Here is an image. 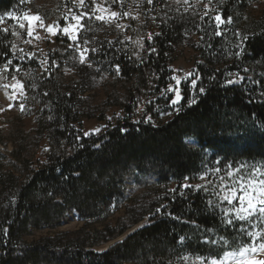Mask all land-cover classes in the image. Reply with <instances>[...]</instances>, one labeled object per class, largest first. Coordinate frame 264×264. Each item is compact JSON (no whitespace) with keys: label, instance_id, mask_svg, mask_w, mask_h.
<instances>
[{"label":"trees","instance_id":"1","mask_svg":"<svg viewBox=\"0 0 264 264\" xmlns=\"http://www.w3.org/2000/svg\"><path fill=\"white\" fill-rule=\"evenodd\" d=\"M252 1L256 0H226L222 18L231 17L238 23ZM21 5V0H0V16ZM33 9L44 16L40 9ZM57 21L64 26L60 18ZM180 21L177 16L168 18L155 43L148 46L144 42L141 56L136 57V42L106 47L97 57L104 63L99 72L91 73L88 65H74L69 77L62 72L69 51L67 42L61 43L63 33L51 45L47 69L41 70L36 63L8 64L14 59V34L0 31V70L6 64L9 68L2 75L7 81L17 76L23 83L26 106L33 108L37 117L38 134L46 135L48 141L41 153L38 148L33 152L23 149L28 136L21 137L14 151L0 150V229H7V235L0 231V264H186L184 256L210 257L217 250H234L236 242L249 241L236 230L239 224L221 225L223 218L210 206L203 190L180 185L185 183L184 177L191 181L200 173L205 151L226 164H264V131L256 127L264 124V102L254 98L252 90L226 84L227 76L238 69L264 67V27L258 24L253 31L245 30L244 52H233L230 68L223 67L230 62L226 35H217L219 31L213 26L212 32L198 31L203 44L196 58V72L179 85L183 105L171 121L155 127L152 122L172 103L163 98L148 103L144 97L158 96L174 83L165 55L184 37L185 27ZM19 65L17 73L15 67ZM92 74L98 79L97 86L109 85L107 111L119 107L128 118L110 127L101 138H79L73 125L88 117L82 111ZM192 80L196 81L195 88L191 87ZM191 99L196 103L190 104ZM95 119L107 122L108 112ZM11 135L14 137L15 132ZM188 139L199 147L188 144ZM14 171L26 174L20 179ZM130 184L146 192L160 187L167 194L148 206H128L115 222H108L128 196ZM172 185L176 191L169 190ZM146 192L140 191L142 195ZM71 211L85 222L80 230L32 244L24 242L23 237L34 229L61 225ZM192 221L201 229H195ZM141 223L144 225L123 242L97 252ZM206 228H213L215 234L205 232ZM181 236L186 238L184 242H180ZM221 236L231 244L213 248L203 243L209 237Z\"/></svg>","mask_w":264,"mask_h":264},{"label":"rangeland","instance_id":"2","mask_svg":"<svg viewBox=\"0 0 264 264\" xmlns=\"http://www.w3.org/2000/svg\"><path fill=\"white\" fill-rule=\"evenodd\" d=\"M225 1L226 0H187V2H185V0H152V3H149L148 0H117V2L114 3L113 0H84L83 5H81L79 0H27V2L22 3L16 11L11 13H15L17 17H22L25 12L30 15H39L43 19L45 26L57 24L58 18L64 22V25L74 24L75 21L72 19L73 15L79 16L81 13H88L92 17L89 19L88 16H85L81 21L84 27L78 33L77 41L71 39V29L69 34H63L61 43L67 42L69 51L66 54L67 59L62 72L65 71L68 77L72 70L71 67L74 65H88L91 68V73L99 72L102 68L101 65L104 63H101V60L97 59V57L99 58L102 54L101 50L106 47L112 48L113 45L116 46L117 44L133 45V43L136 42V44H134L137 50L136 57L141 56L145 49L144 42H146L148 46H152L156 38L160 37V29L163 23L168 18L177 16V19L179 21L181 20L180 22H182V25L185 27L183 30L184 37L180 40V43L172 46L165 55L167 68L171 72L170 78L174 81L172 86L175 87L176 85L173 77L180 78L182 83L192 78L196 72L198 66L196 58L199 56V51L203 44V38L198 35V31L212 32L213 26L220 33L226 35L228 42H226L225 49L226 52H228L227 60H230V62L223 65V67L230 68L234 64L231 59L233 56L232 54L234 51L240 49L238 45H240L245 30L253 31L258 24L264 27V0H256L247 5L245 10L241 13L238 23H235V21L229 24L224 23L217 28L216 22L212 18L217 14L222 16V6ZM96 5H100L102 8L107 9V12L97 11ZM34 7L40 9L44 13V16L36 13L33 9ZM112 11L119 13V15L109 22L95 19L97 15L107 16ZM124 13H128V15H124ZM3 17L4 19L0 20V28H6L11 30L13 34L15 33L12 47L14 59L12 62L18 61L20 64L36 63L41 70H46L48 67L47 63L51 45L57 42V36L61 32L58 31L57 34L53 35L49 33L45 27L39 26L38 23H33V34L29 36L28 22L12 19L8 14ZM65 17H67V19H65ZM47 19H50V21L47 22ZM20 22L25 23L24 28L19 27ZM150 35L151 38H149ZM93 49H95V51H93ZM81 52L84 53L83 63L81 62ZM91 56L94 58L91 59ZM237 67L241 68L240 65H237ZM20 69L21 65L15 67L17 73ZM8 70V67L7 69L0 70V134L2 136V140L0 137V150L1 152L4 150L12 152L19 147L21 137L28 136V141L22 145L23 149L27 152H33L38 148L41 153L48 147L47 136H40L38 134L36 127L37 117L34 109L26 106L27 94L23 83L17 76L7 81V78L2 75L3 71ZM189 73H191V75L185 80L184 77ZM230 74L231 75L227 76L228 80H238L240 77H244V80L239 84L230 85L242 86L246 91L252 90L254 98L264 102V67L258 69H256V67L238 69L235 73ZM108 78L109 77L106 78V81H108ZM90 81V89L88 93L84 95V98H87V105L83 107L82 111V114L88 117L82 118L79 123L73 125L79 138L85 136L84 133L86 132H92L93 129H99V132H92V134L88 136L101 138L108 132L110 127L116 126L120 120L128 118L127 113L122 111L119 107H112L107 111L105 102L107 100L106 92L109 90L108 84H106L105 87L97 86L98 79L95 74L90 76ZM21 84L23 85V89L20 88ZM168 88L162 89L158 96H145V102L149 103L161 98L166 101H172L175 98V93L168 91ZM88 94H91L90 97L87 96ZM183 102L184 100L182 97L176 104H172V106L160 114L158 119L152 122L153 125L159 127L171 121L180 111ZM10 105L11 107H9ZM20 105H23V111ZM177 109H179V111H177ZM105 112H108V121L104 123L98 122L95 118L102 116ZM12 131L15 132L14 137L11 135ZM124 131L126 132L127 130ZM186 142L195 147H199L198 143L193 139H188ZM217 161H219V164ZM242 163L246 164L249 170L253 167L264 170V164L262 163ZM225 164L226 163H224L220 157L214 156L210 151H205L203 153L200 173L193 177L191 181H187V183L194 186L205 185V187L200 189H194L204 191L208 200L211 202L210 206H212L222 218H224L223 210L231 208V205L221 200L220 197L223 195V192L218 186L219 181L217 175L211 170L216 167L223 169ZM233 166L235 167L237 165ZM14 172L20 179H23L26 174L17 171ZM205 172L209 173L206 180H200L198 178L199 175ZM221 174H223V171ZM209 180L212 181V183H208ZM129 187L128 196L123 202L118 204L115 208L114 218L108 220V222H115L116 218H118L128 206H133L134 208L148 206L167 194V192H163L164 189L160 187H155L153 190L147 192L133 184H130ZM173 189H176L175 185H172L169 190L172 191ZM140 191L146 193L142 195ZM89 223L93 226H97V224L92 221ZM237 224H239V222H237ZM84 225V220L76 212L71 211L66 215L61 225L55 228L42 227L34 229L31 234L24 236L23 240L28 244H32L42 239L53 238L61 234L78 231ZM98 225L102 226L104 223ZM143 225L144 224L141 223L135 226L118 240L134 234ZM244 227L249 231L264 230V224H257L255 228H252L251 225L244 222ZM245 237L249 240L247 236ZM114 243L115 241L97 249V252L101 253L108 248H112ZM184 257H188V259L183 258L186 264H200L199 260L195 257ZM254 258L257 260H264V253H258Z\"/></svg>","mask_w":264,"mask_h":264},{"label":"snow or ice","instance_id":"3","mask_svg":"<svg viewBox=\"0 0 264 264\" xmlns=\"http://www.w3.org/2000/svg\"><path fill=\"white\" fill-rule=\"evenodd\" d=\"M27 0H21V3H25ZM80 4L83 5L84 0H79ZM113 2H117V0H113ZM149 3H152V0H148ZM187 2V0H185ZM96 10L100 12H107V9L102 8L100 5H96ZM9 17L12 19H16L18 21H26L28 22V35L32 36L33 34V23H38L39 26L45 27L46 30L55 35L57 32H61L63 34H69L70 29L72 31L71 39L73 41L78 40V33L84 27L81 24V21L85 16H88L89 19L92 17L88 13H81L79 16L73 15L72 19L75 21L74 24H68L61 26L59 23L55 25H44L43 19L39 15H30L25 12L22 17H17L15 13H9ZM119 13L112 11L107 16L97 15L95 19L109 22L111 19L117 17ZM124 15H128V13H124ZM4 19L3 16H0V20ZM67 19V17H65ZM216 22L217 28L221 24L224 23H232V18L228 17L227 20H224L220 14H217L212 18ZM20 28L25 27L24 22L19 23ZM0 31L7 32L8 29H0ZM15 34V33H14ZM220 35V32L216 33ZM151 38V35L149 36ZM247 40V37H243L241 40V44L238 45L240 47V52L237 55H240L244 52L243 43ZM95 51V49H93ZM155 51V49H152ZM81 62H84V53L81 52ZM12 61L9 60L8 64H11ZM8 64L4 67L7 69ZM118 70V66H117ZM189 73L184 77L185 80L190 76ZM231 75V74H229ZM175 80V87L169 85L168 91L175 93V98L171 101L172 104H176L180 99H182L179 91V85L181 83V79L178 77H173ZM244 77H240L238 80H228L226 84H239ZM191 87L195 88L196 81L192 80L190 82ZM20 88L23 89V85H20ZM201 94L204 93V88L201 87L199 89ZM47 95V93H45ZM196 103L195 99L190 100V104ZM11 107V105L9 106ZM21 110L23 111V105H20ZM179 111V109H177ZM148 120H151V117H147ZM256 127L264 131V124L256 125ZM92 132H99V129H93ZM92 132L84 133L85 136L91 135ZM219 164V161H217ZM217 175V179L219 181V188L223 192V195L220 197L222 201H226L227 204L231 205V208L223 210L224 218L221 219L220 223L224 227H235L237 222H239L237 231L244 233L245 236L249 238V241L245 244H240L236 242L234 250L232 251H223L220 252L217 250L214 256H198L200 264H264V260H257L254 257L258 253H264V230L260 231H249L245 229L244 222H247L252 228H255L257 224H264V170L261 168L253 167L251 170L248 169L246 164L241 163L237 166H233L232 164H225L224 168L216 167L211 170ZM223 171V174L221 172ZM208 172L202 173L199 175L200 180H206L208 176ZM189 177H184L185 183L181 184V188H195L200 189L205 187V185H191L187 183ZM208 183H212V181H208ZM172 191H176L173 189ZM183 195V193H181ZM219 195V193H218ZM211 204V202H208ZM163 207V206H162ZM157 212H160L161 209H157ZM171 215V213H169ZM174 219H181L180 217H173ZM255 221V223H254ZM184 223H190L189 221H182ZM193 227L197 230L201 229V225L191 222ZM5 235H7V229H0ZM205 232H212L215 234V230L213 228L204 229ZM185 237L181 236L179 238L180 242L185 241ZM206 245H211L213 248H217L219 246L222 248L224 245H230L231 242L229 239L221 236L219 239H215L213 237H209L203 241ZM184 259H188V257H184Z\"/></svg>","mask_w":264,"mask_h":264},{"label":"water","instance_id":"4","mask_svg":"<svg viewBox=\"0 0 264 264\" xmlns=\"http://www.w3.org/2000/svg\"><path fill=\"white\" fill-rule=\"evenodd\" d=\"M129 237V236H128ZM127 238V237H126ZM126 238H123V239H121V240H117V242L115 241V243L113 244V246L114 245H116L117 243H120V242H123ZM109 249V248H108Z\"/></svg>","mask_w":264,"mask_h":264}]
</instances>
